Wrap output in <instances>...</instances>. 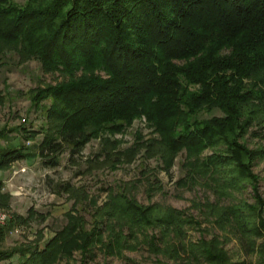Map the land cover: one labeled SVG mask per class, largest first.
Wrapping results in <instances>:
<instances>
[{
    "label": "trees",
    "instance_id": "16d2710c",
    "mask_svg": "<svg viewBox=\"0 0 264 264\" xmlns=\"http://www.w3.org/2000/svg\"><path fill=\"white\" fill-rule=\"evenodd\" d=\"M3 57L36 60L43 72L62 76L29 92L32 106L45 110L37 145L45 164L56 166L64 150L77 154L100 137L110 143L103 150L113 163L144 150L169 171L183 153L185 174L177 184L204 186L218 200L250 186L253 201L196 202L198 218L142 204L122 187L94 208L91 226L69 211L43 246L2 248L13 223L32 216L29 209L27 217L0 226V264H13L16 255L17 264L67 263L74 252L83 264L97 246L106 256H122L140 245L158 264H264V198L252 171L264 160V142H247L250 133L264 137V0H0ZM136 119L144 120L148 137L136 130L125 149L121 140L104 137L123 133ZM31 155L22 147L1 150L0 170ZM2 187L0 180L5 208L10 195ZM203 223L220 233L188 239L189 228L208 230ZM229 233L255 262L231 256Z\"/></svg>",
    "mask_w": 264,
    "mask_h": 264
},
{
    "label": "rangeland",
    "instance_id": "374dc122",
    "mask_svg": "<svg viewBox=\"0 0 264 264\" xmlns=\"http://www.w3.org/2000/svg\"><path fill=\"white\" fill-rule=\"evenodd\" d=\"M60 80L62 76L58 72H43L36 60L17 64L11 58L0 59V151L22 147L23 152L32 153L31 156L18 159L0 170L2 191L10 195L8 206L0 207V215L4 216L0 217V226H7L15 215L27 217L29 209L33 212L26 223H13L5 234L2 248L32 242H39L43 246L66 224L69 211L82 214L87 226H91L94 208L105 202L111 190L122 187L142 204L168 205L184 209L198 218H202V215L200 208L195 205L196 202L209 200L218 201L219 205H228L239 199L253 201V190L250 186L241 192H231V197H221L218 200L204 186L177 184L185 174L182 166L183 153L178 154L169 171L162 170L158 159L147 157L144 150L130 162L113 163L103 150L104 145H107V149L110 148V143H104L100 137L91 139L77 154H71L69 149L64 150L59 154V163L56 166L45 164L46 158H42L37 149L43 138L41 131L47 127L45 110L44 107L32 106L29 92L37 86L55 84ZM43 104L47 105L48 102L44 101ZM138 129L143 136L148 137L149 129L143 119H136L123 133L113 136L104 134V137L121 140L119 148L125 149L132 145ZM247 142L250 147H255L264 142V137L250 133ZM209 153L206 150L204 155ZM252 171L258 176V190L264 198V160L257 161ZM203 226L208 227L203 233L189 228L187 238L197 240L202 235L208 238L213 233H220L208 223H203ZM229 236L230 240L225 247L234 259L252 262L257 260L256 255L245 253L237 235L229 233ZM98 247L94 250L93 258L87 259L83 264H158L145 245L124 250L122 256H106ZM11 261L17 264L18 256ZM58 264H82V257L79 252H74L73 259L67 263L60 260Z\"/></svg>",
    "mask_w": 264,
    "mask_h": 264
},
{
    "label": "built area",
    "instance_id": "2783aa9c",
    "mask_svg": "<svg viewBox=\"0 0 264 264\" xmlns=\"http://www.w3.org/2000/svg\"><path fill=\"white\" fill-rule=\"evenodd\" d=\"M0 217L3 218L4 216L3 215L2 216L0 215Z\"/></svg>",
    "mask_w": 264,
    "mask_h": 264
}]
</instances>
